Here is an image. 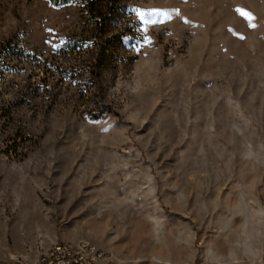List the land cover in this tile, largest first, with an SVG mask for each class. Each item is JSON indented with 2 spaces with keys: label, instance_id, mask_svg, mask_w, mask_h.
I'll use <instances>...</instances> for the list:
<instances>
[{
  "label": "rangeland",
  "instance_id": "rangeland-1",
  "mask_svg": "<svg viewBox=\"0 0 264 264\" xmlns=\"http://www.w3.org/2000/svg\"><path fill=\"white\" fill-rule=\"evenodd\" d=\"M101 4L0 0V264H264V0Z\"/></svg>",
  "mask_w": 264,
  "mask_h": 264
},
{
  "label": "built area",
  "instance_id": "built-area-1",
  "mask_svg": "<svg viewBox=\"0 0 264 264\" xmlns=\"http://www.w3.org/2000/svg\"><path fill=\"white\" fill-rule=\"evenodd\" d=\"M32 264H118L112 254L89 240L59 242L46 249Z\"/></svg>",
  "mask_w": 264,
  "mask_h": 264
},
{
  "label": "trees",
  "instance_id": "trees-1",
  "mask_svg": "<svg viewBox=\"0 0 264 264\" xmlns=\"http://www.w3.org/2000/svg\"><path fill=\"white\" fill-rule=\"evenodd\" d=\"M50 1L55 3V4H62V3H66V2H68L70 0H50ZM83 1H84V4H85L86 8L92 14L98 15V16H100L102 14V10H101V5L102 4L101 3L103 2V0H83ZM99 25L101 26L102 24L99 22Z\"/></svg>",
  "mask_w": 264,
  "mask_h": 264
},
{
  "label": "snow or ice",
  "instance_id": "snow-or-ice-1",
  "mask_svg": "<svg viewBox=\"0 0 264 264\" xmlns=\"http://www.w3.org/2000/svg\"><path fill=\"white\" fill-rule=\"evenodd\" d=\"M149 23H152L151 21H149Z\"/></svg>",
  "mask_w": 264,
  "mask_h": 264
}]
</instances>
